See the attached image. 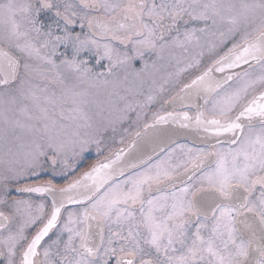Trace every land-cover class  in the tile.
<instances>
[{
	"label": "snow or ice",
	"instance_id": "snow-or-ice-1",
	"mask_svg": "<svg viewBox=\"0 0 264 264\" xmlns=\"http://www.w3.org/2000/svg\"><path fill=\"white\" fill-rule=\"evenodd\" d=\"M0 264H264V0H0Z\"/></svg>",
	"mask_w": 264,
	"mask_h": 264
},
{
	"label": "flooded vegetation",
	"instance_id": "flooded-vegetation-1",
	"mask_svg": "<svg viewBox=\"0 0 264 264\" xmlns=\"http://www.w3.org/2000/svg\"><path fill=\"white\" fill-rule=\"evenodd\" d=\"M116 146H117V147H120L121 145L117 144Z\"/></svg>",
	"mask_w": 264,
	"mask_h": 264
},
{
	"label": "rangeland",
	"instance_id": "rangeland-1",
	"mask_svg": "<svg viewBox=\"0 0 264 264\" xmlns=\"http://www.w3.org/2000/svg\"><path fill=\"white\" fill-rule=\"evenodd\" d=\"M137 66H139V65H137Z\"/></svg>",
	"mask_w": 264,
	"mask_h": 264
}]
</instances>
